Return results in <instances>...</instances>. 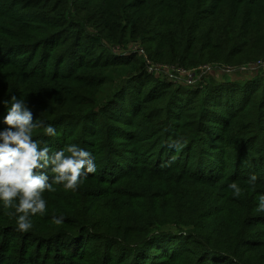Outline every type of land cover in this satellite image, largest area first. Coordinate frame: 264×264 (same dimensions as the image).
Wrapping results in <instances>:
<instances>
[{"label": "trees", "instance_id": "1", "mask_svg": "<svg viewBox=\"0 0 264 264\" xmlns=\"http://www.w3.org/2000/svg\"><path fill=\"white\" fill-rule=\"evenodd\" d=\"M14 1L13 7L28 9V1ZM155 1L121 5L122 16L104 24L103 33L111 36L106 42L120 47L113 34L124 25L122 38L141 41L151 65L183 71L231 66L244 54L264 58V0H207L216 5L205 17L199 0ZM62 7L68 10L57 4L50 20L41 19L53 32L42 30L29 39L21 32L25 20L9 22L7 16L9 29L0 30V129L6 127L2 101L15 94L26 99L34 120L57 129L54 138L38 129L34 139L51 150L78 144L93 153L97 171L75 192L62 185L46 191L47 212L31 218L27 233L16 231L9 215L15 209L0 205V264H264V213L255 210V197L264 193L257 188H264V82L226 85L228 92L247 97L217 104L214 95L198 98L155 81L142 68L139 77L153 82L144 96L164 101L161 108L144 110L133 92L115 93L105 102L97 100L98 92H88L75 100L64 94L60 81L87 91L88 79L109 83L101 68L80 56L88 48L98 51L105 40L72 18L64 20ZM67 32L74 35L64 38ZM24 50L30 57L12 58ZM104 53L101 59L113 57ZM210 82L207 89L217 85L215 78ZM253 99L258 102L251 106ZM112 104L122 118L105 122ZM189 105L200 112L181 122L185 114L179 109ZM223 147L233 151L229 158L219 150ZM252 174L255 184L249 182ZM233 182L242 189L239 197L228 188ZM53 215H63V223H53Z\"/></svg>", "mask_w": 264, "mask_h": 264}, {"label": "rangeland", "instance_id": "2", "mask_svg": "<svg viewBox=\"0 0 264 264\" xmlns=\"http://www.w3.org/2000/svg\"><path fill=\"white\" fill-rule=\"evenodd\" d=\"M29 2L28 9L24 10L19 7H13L12 3L15 2L13 0H0V30L4 32V29H9L8 25L5 23L7 16L9 15L8 21L18 23L17 19L20 17L25 20L24 27L21 30L23 34L30 38L32 36H41L39 32L43 30L54 31L53 27H46L41 23V19L47 18L51 19L53 16L52 7H57V4L67 5L68 10L66 11L65 7H62L60 10L61 17L64 20L66 18H72L79 24H81L84 28H87L90 34L97 35L103 38V43H101L102 47L100 48L103 53H99L98 51H93L92 48H88L87 52L81 53V59H84L88 64L93 66L94 68H101L103 72V77L107 78L109 83L99 84L98 82L90 81L88 79L89 76L85 75L84 72L81 74L84 76L83 78L88 79V82L91 85V91H87V89L78 88L77 85H74L70 81H60V86L62 87L64 94L67 97H73V99H77L81 101L83 97H87L89 95L88 92H98L96 94V98L98 101H109L110 97L115 93L121 92H133V99L135 102H139L142 105L144 110L146 109H154L161 108L165 102L164 101H151L146 100L145 94L147 92L148 87L153 84L150 79H143L139 77V71L142 68L146 69L150 75L153 73L155 76L154 80L167 83L169 85H173V87H181L186 90H190L199 98V96H206V94H210L211 96L216 97L217 104H223L231 96H246V92H228L229 88L226 85L229 84H240L242 87L249 82V80L264 82V58H249L250 55L244 54L233 62L231 66H220L218 63H213L209 65L201 66L192 71H183L172 69L166 66H161L158 64L151 65V60H148L147 55V47L142 44L141 41L132 42L130 39H123L121 30H125L126 27L124 25H118L116 32H114L113 37L119 41L120 47H115L106 40L111 41V36H107L103 33L105 29V23L108 22L110 24H114L113 22L119 19L122 14L119 9L121 5L124 6L128 2L135 3L138 0H25ZM149 2L153 0H140L139 3ZM164 1L165 3L168 0H156L157 4ZM197 2V1H196ZM207 0H199L197 2L198 7L200 9V13L205 17L208 15L209 10H213V7L216 5L215 3L212 6L208 5ZM8 4L5 8L4 5ZM126 13V12H125ZM166 13L162 14V17H165ZM50 17V19H49ZM11 29V28H10ZM66 30V29H65ZM0 31V38H2ZM74 32V30H70ZM17 32V31H15ZM64 32V29H63ZM71 32H67L64 38H70V36L74 35ZM104 36V37H103ZM28 39H25L28 40ZM123 40V41H122ZM112 52V56L114 57H105V59H101V55L105 54L104 51ZM162 53V50L159 51ZM20 54V58L22 57H30L28 52L20 51L12 55V58L15 55ZM1 58V57H0ZM249 58V59H248ZM49 60V59H48ZM95 60V61H94ZM51 62V60H50ZM261 62V64H259ZM64 63L62 65V70H65ZM137 76V77H135ZM215 78L217 85L214 87H209L207 89V84L210 85V81ZM263 79V80H261ZM264 84V83H263ZM135 86V88H134ZM130 90V91H126ZM262 91V85L259 87V91ZM189 94V95H193ZM235 94V95H233ZM199 95V96H198ZM123 98V97H122ZM120 98V99H122ZM118 100L117 104L119 103ZM190 100V97H189ZM131 103V108L134 107V103ZM257 99H253L250 101L249 105L257 104ZM212 106V105H211ZM175 107H177L175 105ZM213 108L219 110L220 107L217 105H213ZM84 110L90 109L91 107H82ZM179 109V112L184 111L185 117H183L181 122H190L192 118L200 112V108L196 106H186ZM250 108V107H249ZM118 107L115 104H112L108 107V117L103 118L105 122H113L114 119H111L116 115L118 118H122L120 114L116 113ZM222 110V109H220ZM251 114H254L253 109ZM226 118H228L227 114ZM248 122L246 121L245 124ZM185 124V123H183ZM264 124V122H263ZM253 128V127H252ZM254 130V129H253ZM180 132V131H179ZM175 135H178L175 134ZM264 137V133H263ZM222 154H228L227 158L233 154V151L223 147L219 149ZM258 190L264 191L263 187H257ZM229 194V193H228ZM228 196V195H227ZM230 196V194H229ZM231 198H235L231 196ZM254 199V195H253ZM256 199V197H255ZM227 204V201H222V204ZM233 206V205H230ZM12 254V253H10Z\"/></svg>", "mask_w": 264, "mask_h": 264}, {"label": "clouds", "instance_id": "3", "mask_svg": "<svg viewBox=\"0 0 264 264\" xmlns=\"http://www.w3.org/2000/svg\"><path fill=\"white\" fill-rule=\"evenodd\" d=\"M7 109L0 129V205L14 208L9 213L15 219L16 231L27 233L33 228L32 217L45 215L48 201L44 193L55 191L56 185L65 190L77 191L80 184L97 171L96 158L92 152L78 144H69L59 150H51L42 141L34 139L36 130L42 129L47 137H56L57 129L37 118L26 99L15 94L2 101ZM256 174L249 176L255 184ZM234 196L242 189L237 183L228 185ZM256 211L264 213V193H258ZM18 201V203H17ZM63 215L52 216V222L63 223Z\"/></svg>", "mask_w": 264, "mask_h": 264}, {"label": "built area", "instance_id": "4", "mask_svg": "<svg viewBox=\"0 0 264 264\" xmlns=\"http://www.w3.org/2000/svg\"><path fill=\"white\" fill-rule=\"evenodd\" d=\"M259 64H261V62Z\"/></svg>", "mask_w": 264, "mask_h": 264}]
</instances>
